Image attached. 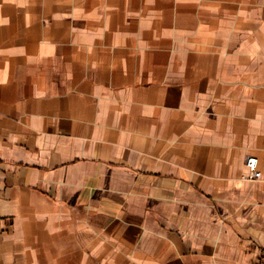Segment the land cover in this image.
Wrapping results in <instances>:
<instances>
[{"label": "crops", "instance_id": "crops-1", "mask_svg": "<svg viewBox=\"0 0 264 264\" xmlns=\"http://www.w3.org/2000/svg\"><path fill=\"white\" fill-rule=\"evenodd\" d=\"M0 264H264V0H0Z\"/></svg>", "mask_w": 264, "mask_h": 264}, {"label": "built area", "instance_id": "built-area-1", "mask_svg": "<svg viewBox=\"0 0 264 264\" xmlns=\"http://www.w3.org/2000/svg\"><path fill=\"white\" fill-rule=\"evenodd\" d=\"M259 158L255 155H249L246 158V166L248 168V178L259 179L262 176V172L259 168Z\"/></svg>", "mask_w": 264, "mask_h": 264}]
</instances>
